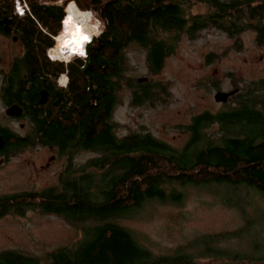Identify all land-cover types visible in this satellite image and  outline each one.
<instances>
[{
	"label": "trees",
	"instance_id": "16d2710c",
	"mask_svg": "<svg viewBox=\"0 0 264 264\" xmlns=\"http://www.w3.org/2000/svg\"><path fill=\"white\" fill-rule=\"evenodd\" d=\"M16 1L0 0V19L10 20V32L22 44V57L14 68L21 64L27 72L23 82L29 81L31 88L25 90L24 98L26 92L34 93L37 102L39 88H44L51 91L53 102L63 100L64 105L71 101L70 111L61 105L59 115L70 120L69 124L63 123L68 129L44 131L48 140L43 139L53 142L54 138L63 145L74 141L73 148L95 155L82 168L72 167L63 187L30 193V201L11 202L10 197L14 196L7 195L0 203V216L21 214L32 206L58 213L81 229L78 241L50 251L45 263L35 255L5 249L0 251V264H264V252L228 253L219 245V234L202 238L200 248L205 252L202 255L214 256L219 261L198 263L183 251L154 255L117 222L146 200L182 201L183 192L173 184H244L264 195V77L243 85L235 82L237 91L229 96L231 103L226 108L193 115L184 126L189 137L180 148L148 131L118 136L113 119L127 63L125 52L131 43L145 49L153 75L161 70L165 58L172 53L173 38L181 33L193 38L204 29L216 28L240 45V35L251 30L254 43L264 47V0H72L80 11L92 12L101 30L98 38L87 43V59L76 55L67 62L49 58L47 49L54 45L55 36L59 34L57 40H61L76 25L66 14L71 0H25L28 9L23 13L16 10ZM195 2L203 3L206 11L188 12L187 8ZM0 32L9 35L1 24ZM89 32L85 30L81 42L66 53H75L82 42L80 51H84L83 37H89ZM71 40L68 35L62 45L68 46ZM56 48L50 50L52 55H58ZM215 58V52L206 55L208 62ZM62 72L68 75L66 88L56 84ZM169 84L151 77L142 82L137 79L129 91L130 102L152 104L155 99L167 100ZM49 113L42 124H50ZM56 119L54 123L60 120ZM3 132L0 124V133ZM22 142L28 146L32 141ZM195 241L188 246L195 245ZM211 241L217 242L215 248H211Z\"/></svg>",
	"mask_w": 264,
	"mask_h": 264
},
{
	"label": "rangeland",
	"instance_id": "374dc122",
	"mask_svg": "<svg viewBox=\"0 0 264 264\" xmlns=\"http://www.w3.org/2000/svg\"><path fill=\"white\" fill-rule=\"evenodd\" d=\"M19 1L22 3L25 0ZM73 3L74 1H69L67 7ZM187 11L205 12L206 6L195 2ZM71 20L74 21L70 18ZM74 22L75 27L79 25ZM98 29L101 30V24L91 14V23L81 32L90 30L87 34L92 37ZM68 35L71 36V41L81 37L75 38L72 30ZM173 42L172 53L165 58L163 67L155 75L147 65L145 49L136 43H131L126 48L127 63L123 72L124 78L120 79L123 83L119 89L120 102L113 113V119L117 122L114 129L116 135L125 136L132 132L148 131L172 147L180 148L189 137L184 126L190 122L193 115L205 110L217 112L230 105L231 98L225 102L214 100L213 96L217 90L228 91L235 87V82L243 85L249 80L264 77V47L254 43V32L251 30L240 35V45H235L232 38L216 28L204 29L193 38L181 33L173 38ZM0 47L2 53L21 51L20 43L2 34ZM209 52L217 54V58L212 62L206 60ZM56 53L62 57L65 54L58 49ZM76 53L79 52L71 53L65 58ZM145 76L155 81H168L170 84L165 95L169 98L155 99L152 104L151 101L132 104L129 97L130 88L138 78ZM2 112L0 105L1 122L6 120L1 116ZM15 125L19 128L17 122ZM214 127L213 125L211 129ZM29 128L25 123L19 131L27 132ZM25 149L21 157L35 156V149ZM93 155L95 152L81 151L72 160L74 164H81ZM17 162L18 169L14 170L13 164V171L0 173V194L30 188L28 166L24 164L21 167L18 160ZM34 177L37 179L33 186L39 187L49 182L55 183L57 180L56 173ZM173 186L183 192L182 201L146 200L141 206L118 218L117 222L133 233L139 245L154 255L183 251L194 256L198 263H212L220 259L202 255L205 252L200 251L201 239L219 234V245L228 253L264 252V195L244 184ZM5 214L0 217V251H23L37 256L45 263L50 251L71 246L82 236L80 228L58 213H47L32 206L24 209L19 215ZM192 240H196L195 245L188 246ZM255 243H258L256 248L253 246ZM216 246L217 242L211 241V248Z\"/></svg>",
	"mask_w": 264,
	"mask_h": 264
},
{
	"label": "flooded vegetation",
	"instance_id": "af4514ba",
	"mask_svg": "<svg viewBox=\"0 0 264 264\" xmlns=\"http://www.w3.org/2000/svg\"><path fill=\"white\" fill-rule=\"evenodd\" d=\"M1 25L4 30V23ZM4 31L7 32V34H9L7 36H10L11 40L20 43L17 35L10 32V25H9V30L8 31L4 30ZM83 32L80 33L81 37ZM0 34L5 35L2 32H0ZM67 36H65L59 41L57 40V36L55 38L56 39L55 46H57L58 43L57 49L59 52L62 51L65 52L64 57L59 56L60 54L52 55V53L50 51L48 52L47 49V55L49 58L61 59L67 62L74 57L73 56L72 58L65 59L67 55L71 54L66 52L72 50L75 44L81 42V37L75 41L74 40L71 41L70 44L65 47L62 45V40H64ZM94 37L98 38L99 36L97 35L92 36V38ZM87 43L84 46L85 52H86L85 47H87ZM82 44L83 43H81V45ZM81 45L79 46L76 52L80 51ZM20 46H21L20 52L16 51L9 54L6 52L2 53L1 51L2 48L0 47V105L3 110L1 116H4V118H6V120H4L3 122L0 121L1 129H3L4 131L3 133H0V173H2L3 171H5V173H9L10 171H13L11 169V165L13 164H14L13 166H15L14 170L18 169L17 160L19 161V166L21 167H23L24 164H27L29 168L30 183L29 182L28 183L30 185V188L25 191L24 190L11 191L0 194V203H2V201L7 195L14 196V197H10L11 202L30 201L32 199L30 193L37 194L41 190L47 188H61L64 186L63 183L65 181V176L70 173V169L72 167H79L80 169V167L82 168V166L86 165L88 161L87 159L85 162L81 164L73 163L72 159L74 158L75 155H77L81 151H87L85 149L78 150L77 147L73 148V146H76V143L73 144L74 141L68 140L66 142V145H63L64 142L54 141L55 140L54 138L51 139L53 140V142H47L43 139V138H47L44 131L68 129L65 126V124H69L70 120L66 119L68 117L62 119L59 116L62 111L60 106L63 105V100L57 99L56 101L58 102H53L54 99L52 97L51 91H49L48 89L39 88V97L37 101L38 103L35 102L36 96L34 95V93L29 94L28 92H26V99L24 98L25 90L28 91L31 87L29 86L30 85L29 81H27L25 84L23 82L27 80L25 79L27 72L21 67L22 65L18 64L20 67L18 69L14 68L15 62L19 60L20 57H22L21 55L23 48L21 43ZM55 46L54 47L52 46V49L55 48ZM76 55L80 56L78 53ZM64 75L67 76L66 84L61 83V79ZM67 83H68L67 73L66 72L60 73L56 78L57 86L60 88L61 87L66 88ZM70 102L71 101L69 99V101H67L63 105L64 110H67V112L70 111V107H69ZM12 104H16L21 107L22 110L19 115H9L6 113V109ZM48 111H50V113L47 120L50 122V124L44 125L42 124L43 121L42 119H45ZM57 117H59L60 120L59 122L54 123L57 120L56 119ZM16 122L18 123L19 128L20 127L22 128L25 123L28 124L30 126L29 130L27 132L19 131V128L15 127ZM24 139H31L32 141L31 144L28 146H23L22 141ZM27 147L36 150L35 151L36 154L34 157H29V158L21 157L23 152L26 150L25 148ZM6 170H8V172H6ZM48 173L49 174L52 173L53 175H55L56 173L57 180L55 183L51 184V182H49L47 184H43L44 186H40V187L38 185L33 186V184L36 182L37 179L36 177H34L35 175H37L38 177L39 175L48 174ZM24 197L26 198L23 199ZM39 199H40L39 195H36L35 201H38ZM8 214L19 215L16 212H12ZM4 215L6 214L1 215L0 217Z\"/></svg>",
	"mask_w": 264,
	"mask_h": 264
},
{
	"label": "water",
	"instance_id": "95a60500",
	"mask_svg": "<svg viewBox=\"0 0 264 264\" xmlns=\"http://www.w3.org/2000/svg\"><path fill=\"white\" fill-rule=\"evenodd\" d=\"M66 12H67V8H66ZM65 17V15H64ZM63 17V19H64ZM63 19L61 21V24L63 26ZM4 23V30L8 31L9 30V23H10V20L7 19V18H2L0 19V24H3ZM87 43V42H86ZM86 45V44H85ZM86 48V47H85ZM147 77H140L138 78V81L142 82L144 80H146ZM237 91V88H233L231 90H228V91H225V90H217L215 93H214V100L215 101H219V102H225L227 101L228 97L232 94H234L235 92ZM43 96V95H42ZM43 98V97H42ZM42 98H41V101H42ZM21 107L19 105H16V104H12L10 105L7 109H6V113L9 114V115H19L21 113Z\"/></svg>",
	"mask_w": 264,
	"mask_h": 264
},
{
	"label": "bare ground",
	"instance_id": "6f19581e",
	"mask_svg": "<svg viewBox=\"0 0 264 264\" xmlns=\"http://www.w3.org/2000/svg\"><path fill=\"white\" fill-rule=\"evenodd\" d=\"M91 12L86 11V12H82L80 11L75 4H70L67 7V15L71 16L70 18L74 19V21H76L79 25H77L75 28L72 29V35L75 38H79L80 33L82 31V29L89 25L91 23ZM63 23H64V19H63ZM63 29V26H62ZM84 41V40H83ZM83 43V42H82Z\"/></svg>",
	"mask_w": 264,
	"mask_h": 264
},
{
	"label": "clouds",
	"instance_id": "9594fccd",
	"mask_svg": "<svg viewBox=\"0 0 264 264\" xmlns=\"http://www.w3.org/2000/svg\"><path fill=\"white\" fill-rule=\"evenodd\" d=\"M95 35H97V36H99L100 35V31H99V29L95 32ZM84 37H87V42H89L91 39H92V37L91 38H89L88 36H84ZM79 43V42H78ZM82 53V54H81ZM79 55L82 57V58H84V59H87V54H86V52L85 51H80L79 52ZM66 82H67V76L66 75H64L63 77H62V79H61V83L62 84H66Z\"/></svg>",
	"mask_w": 264,
	"mask_h": 264
},
{
	"label": "built area",
	"instance_id": "2783aa9c",
	"mask_svg": "<svg viewBox=\"0 0 264 264\" xmlns=\"http://www.w3.org/2000/svg\"><path fill=\"white\" fill-rule=\"evenodd\" d=\"M16 8H17V10H18L19 13H23L24 9H28V6H27V4H26L25 1H23V2L21 3L19 0H17V1H16ZM51 49H52V47L48 49V52H49ZM76 54H77V53H76ZM76 54H72L71 57L76 56ZM71 57H69V58H71ZM65 59H66V58H65Z\"/></svg>",
	"mask_w": 264,
	"mask_h": 264
},
{
	"label": "snow or ice",
	"instance_id": "6c2138e0",
	"mask_svg": "<svg viewBox=\"0 0 264 264\" xmlns=\"http://www.w3.org/2000/svg\"><path fill=\"white\" fill-rule=\"evenodd\" d=\"M83 40L86 41L87 40V37H83ZM82 54V53H81Z\"/></svg>",
	"mask_w": 264,
	"mask_h": 264
}]
</instances>
